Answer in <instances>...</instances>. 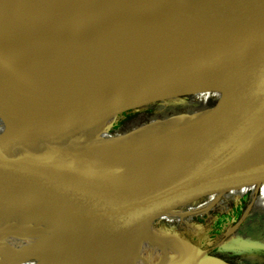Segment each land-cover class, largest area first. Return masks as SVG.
<instances>
[{
	"label": "water",
	"instance_id": "1",
	"mask_svg": "<svg viewBox=\"0 0 264 264\" xmlns=\"http://www.w3.org/2000/svg\"><path fill=\"white\" fill-rule=\"evenodd\" d=\"M61 1L101 13V19L111 20L120 27L123 37L117 42V50L122 52L113 54L106 64L97 59L95 66L85 71L78 63L77 53L70 69H57L55 78L68 79L70 97L66 100L65 114L74 138L81 144H87L95 134L105 129L101 123L111 121V129L114 123L140 112L146 100L139 94L161 76L188 71L201 76V84L213 90L224 80L232 60L246 59L258 66L264 65V1ZM141 34L161 41L164 47H179L187 55L178 62L156 61L153 57L144 56L141 54L142 42L138 39ZM85 46L86 43L81 48ZM4 51L0 47V56L6 54ZM18 54V58H28V54ZM195 56L199 61L190 62ZM204 57H224L225 60L204 72H194L201 69ZM170 63H188V66L156 76L137 88L130 98L115 97L110 93L111 88L127 84L147 67ZM232 83L236 85L238 81ZM82 86L98 93L105 104L96 110L93 104L86 105L91 123L100 128L95 132L85 130L76 133L72 126V108H82L83 105ZM246 101L238 106L211 105L198 115L170 125L154 144L128 155L133 163H126L114 179L135 178L138 185L124 200L104 213L99 224L83 243L78 244L75 253L64 264L98 263L134 236L142 221L165 211L177 210L189 201L192 193L219 186H225L226 192L264 183V175L259 173L264 169V100L248 96ZM13 105L14 101H7L6 94L0 115L4 113L5 106L12 110ZM0 125L4 128L1 143L6 132L1 116ZM11 129L17 145L33 144V137L27 131ZM193 145L199 147L204 155L180 171L179 165ZM10 156L0 153V159ZM107 174L108 164L96 160L69 158L54 163L6 164L0 167V206L41 196L66 198L108 179ZM245 177L247 179L240 184L234 182ZM199 249L201 252L187 254L184 261L187 264H228L207 250Z\"/></svg>",
	"mask_w": 264,
	"mask_h": 264
},
{
	"label": "bare ground",
	"instance_id": "2",
	"mask_svg": "<svg viewBox=\"0 0 264 264\" xmlns=\"http://www.w3.org/2000/svg\"><path fill=\"white\" fill-rule=\"evenodd\" d=\"M101 18L103 15L97 11L61 0H0V47L6 50V54L0 56V76H5L9 84L7 101H14L12 110L5 106L4 113L0 115L6 125L0 153L11 155L0 159V167L10 163H54L69 158L103 161L122 154L123 151L105 159H94L111 121L101 123L105 129L95 134L87 144L77 142L65 114L66 100L70 97L67 77L65 80V77H38L33 71L24 69V57H17L19 52L28 54L26 66L35 63L44 64L45 68L70 69L76 55L74 48L86 43L80 36L87 29L82 24L92 26ZM204 58L201 69L193 71L204 72L225 60L224 57ZM189 61L197 62L199 57ZM186 66L188 63L147 67L141 75L116 87L112 94L128 97L129 92L143 80ZM184 120L162 126L133 148L154 144L170 125ZM11 128L13 131L19 128L27 131L33 137V144L17 145ZM61 141L67 144L63 145ZM203 155L204 152L193 145L180 163L179 170L196 163ZM126 163L132 164L133 160L127 157L116 164L108 163V179L76 195L66 198L41 196L0 206V264L66 263L78 244L83 243L99 224L104 213L124 200L138 185L135 178L114 179ZM259 173L264 175V169ZM246 179L234 182L240 184ZM262 184L254 190L250 205L256 200ZM228 196V192L218 195L214 202ZM192 211H165L145 219L134 236L96 264H187L185 256L201 250L178 231L165 229L161 224L165 220H183Z\"/></svg>",
	"mask_w": 264,
	"mask_h": 264
},
{
	"label": "rangeland",
	"instance_id": "3",
	"mask_svg": "<svg viewBox=\"0 0 264 264\" xmlns=\"http://www.w3.org/2000/svg\"><path fill=\"white\" fill-rule=\"evenodd\" d=\"M86 28L85 34L80 33L82 42L86 40V46L81 48L80 45L74 48V53H78V63L83 70L93 68L97 59H102L101 61L106 64L113 54L122 52L117 50V42L123 38L121 29L113 21L100 19L96 24ZM138 39L142 42L141 54L153 57L156 61L178 62L187 55L179 47H164L161 41L153 40L144 34L139 35ZM25 58L24 69L33 71L38 77L57 75V69L45 68L35 63L26 66L29 61ZM229 64L224 80L216 84L213 90L201 84V76H195L188 71L169 73L149 83L139 94L146 100L140 112L114 123L115 125L109 129L96 150L94 159H105L123 151L114 158L103 160L107 164H116L128 155L142 150L145 145L140 148H133V146L147 139L162 126L198 115L211 105L238 106L247 102L248 96H254L259 101L264 100V65L258 66L246 59L232 60ZM156 76L143 80L137 88ZM5 79V76H0V108L9 88ZM235 80L238 83L233 85L232 81ZM115 88H111L110 93H113ZM137 88L129 92L126 98H130ZM80 89L84 106L72 108L70 117L73 129L76 133L86 129L95 132L100 128L91 123L86 105L91 103L96 110L105 104L100 95L91 88L82 86ZM254 89H258V92ZM3 134L4 128L0 125V138ZM256 187L257 185L246 186L225 192V186H219L215 189L192 193L188 198L189 201L176 209L193 210V214L191 213L183 220L174 219L172 222L165 220L161 226L178 231L182 237L197 247L207 250L209 254L219 257L228 264H264V183L259 189L256 200L250 205ZM249 188H252L251 195L242 198ZM227 192L229 198L222 197L214 202L216 196ZM220 215L230 216L221 231L216 225Z\"/></svg>",
	"mask_w": 264,
	"mask_h": 264
},
{
	"label": "trees",
	"instance_id": "4",
	"mask_svg": "<svg viewBox=\"0 0 264 264\" xmlns=\"http://www.w3.org/2000/svg\"><path fill=\"white\" fill-rule=\"evenodd\" d=\"M129 117H131V116H129ZM251 192H252V188H249L248 191H247V193L244 194L242 196V198H244L247 195L250 196L251 195ZM239 216H240V214L238 215V217ZM229 219H230V216H228V215H220V217L218 218V222L216 224L219 227V230L220 231L223 230L225 224H227V222L229 221Z\"/></svg>",
	"mask_w": 264,
	"mask_h": 264
}]
</instances>
